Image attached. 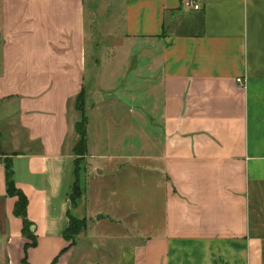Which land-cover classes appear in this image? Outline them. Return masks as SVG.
Instances as JSON below:
<instances>
[{
    "label": "crops",
    "instance_id": "obj_1",
    "mask_svg": "<svg viewBox=\"0 0 264 264\" xmlns=\"http://www.w3.org/2000/svg\"><path fill=\"white\" fill-rule=\"evenodd\" d=\"M194 1L199 9L183 0H0V264H264V237L250 222L252 196L264 190V0ZM95 14L117 33L118 70L157 73L160 92L162 134L138 139L132 156L151 164L127 167L153 176L141 199L119 197L114 215L79 207L84 187L70 199L75 100L83 91L89 104ZM1 156L28 200L36 243L26 251ZM69 214L86 226L103 216L90 218L84 246L62 252Z\"/></svg>",
    "mask_w": 264,
    "mask_h": 264
},
{
    "label": "rangeland",
    "instance_id": "obj_2",
    "mask_svg": "<svg viewBox=\"0 0 264 264\" xmlns=\"http://www.w3.org/2000/svg\"><path fill=\"white\" fill-rule=\"evenodd\" d=\"M97 18L98 14H95L94 21L90 24L91 27L89 29L86 27L88 35L85 90L89 104L85 103V114L88 120L86 132L89 139L90 156L89 154L73 155L78 173V183L87 192L80 202L78 201L79 207L86 208L88 214L90 210L93 211L96 207L101 206L105 210L113 212L114 215L119 197L141 199L143 187L153 176L152 173L140 168L136 174L127 173V167L134 163L138 167L151 164L148 159H142L137 163L135 162L137 159L132 156L140 153L138 139L144 141L146 136L159 137L162 134L159 109L160 92L158 88L154 91L152 88L158 79L157 73L152 75L154 78L144 80L133 78L136 75L135 72L128 74V71L125 72L124 69H121L122 67L118 70L115 62L121 58L122 49L116 38L117 33L112 27L103 28L101 23L96 22ZM91 29H93L92 34L89 32ZM123 80H127L129 85L126 86V84L125 87ZM128 92L130 97L127 96ZM80 105V102L76 105L78 119L81 116L78 110ZM145 151H147L146 154L152 152L150 146L147 145ZM101 154L116 155V157L111 159L112 157L99 156ZM118 154H123L125 157H117ZM1 158L2 161L9 159L7 156H1ZM89 163L98 166L101 170L104 166L107 168H103L104 170L100 173L93 170L92 175H89L91 172L87 174ZM128 178L130 180L127 181ZM91 195L92 201L89 200ZM251 200L253 207L250 220L252 230L260 232L264 237V190L259 191L258 196L254 193ZM256 211L260 212V217H257ZM75 214L82 216L78 209ZM97 215L90 218L97 220ZM90 218L87 219L84 232L90 231ZM260 223H262L261 227L258 225ZM84 232L75 239L79 246H84L83 243L86 242Z\"/></svg>",
    "mask_w": 264,
    "mask_h": 264
},
{
    "label": "trees",
    "instance_id": "obj_3",
    "mask_svg": "<svg viewBox=\"0 0 264 264\" xmlns=\"http://www.w3.org/2000/svg\"><path fill=\"white\" fill-rule=\"evenodd\" d=\"M81 103V107H79V112L81 114L80 119L76 120L74 124V130L77 134V140L73 146V153L74 155L78 156L80 154H87V136H86V124L87 119L85 116V94L83 91L79 93L75 100V107H77V103ZM4 166H5V174H6V194L10 196H15V202L13 205V213L19 217L22 221V228L21 232L24 237L29 239V242L25 244L24 251L29 246H34L36 243L35 235L33 234L31 230L32 223L27 219L26 217V206H27V197L26 195L15 186L14 180H13V173L11 169L10 160H5ZM73 176H74V182L72 186V191L70 194L71 203L75 204L76 200L81 196L82 188L80 187L78 183V173L76 170V162L74 157V168H73ZM69 224L67 228L63 231V238L67 241H69V244L65 246L62 250V252L66 251L74 242L75 238L84 232L86 228V222L85 219H78L72 215L69 214ZM57 261V258H55L50 264H54ZM23 264H27L25 257L23 258Z\"/></svg>",
    "mask_w": 264,
    "mask_h": 264
},
{
    "label": "built area",
    "instance_id": "obj_4",
    "mask_svg": "<svg viewBox=\"0 0 264 264\" xmlns=\"http://www.w3.org/2000/svg\"><path fill=\"white\" fill-rule=\"evenodd\" d=\"M182 4L187 8H192L195 10L200 8L199 4L196 3L194 0H183ZM238 81L240 80L238 79Z\"/></svg>",
    "mask_w": 264,
    "mask_h": 264
},
{
    "label": "water",
    "instance_id": "obj_5",
    "mask_svg": "<svg viewBox=\"0 0 264 264\" xmlns=\"http://www.w3.org/2000/svg\"><path fill=\"white\" fill-rule=\"evenodd\" d=\"M103 215H101V214H98L96 217H97V219H99V218H101Z\"/></svg>",
    "mask_w": 264,
    "mask_h": 264
}]
</instances>
